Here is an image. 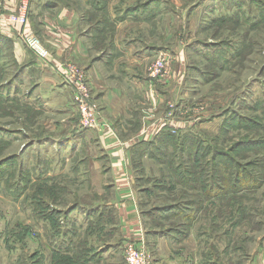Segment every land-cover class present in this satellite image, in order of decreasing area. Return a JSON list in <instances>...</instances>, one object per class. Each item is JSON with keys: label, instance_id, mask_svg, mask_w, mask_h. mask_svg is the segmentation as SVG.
<instances>
[{"label": "rangeland", "instance_id": "1", "mask_svg": "<svg viewBox=\"0 0 264 264\" xmlns=\"http://www.w3.org/2000/svg\"><path fill=\"white\" fill-rule=\"evenodd\" d=\"M54 1L33 0L31 16L43 2ZM88 1L95 6L111 2L112 15L119 17L155 20L136 26L137 38H152L164 47L153 61L165 47L171 55L174 50L183 55L186 74L176 97L204 124L201 130L176 134L185 140L180 149L165 138L133 152L148 232L145 244L153 263L182 264L175 256L184 255L191 258L188 264H201L216 242L220 264H258L264 250V0ZM14 28L17 32L10 36L0 26V264H58V251H67L62 228L74 217L81 216L80 222L87 217V200L70 201L65 194L70 185L61 172L82 158L88 161L90 154L78 142L60 143L58 110L38 97L50 92L49 85L41 88L28 80L15 46V39L23 40L19 27ZM24 44L21 50L33 52ZM173 60L178 66L179 58ZM35 61L37 69L58 71L39 58ZM78 124L83 132L80 120ZM194 142L201 144L198 149ZM77 146L83 149L69 163ZM212 161L222 162L217 171L223 191L217 200L199 185L215 173L209 174ZM198 202L205 212L188 238L190 216L197 214L192 204L200 210ZM165 207L169 210L161 211ZM204 231L206 239H199ZM214 235L212 243L209 236ZM125 249L120 244L103 253L96 250L94 257L97 264L120 259L127 264ZM85 260L75 264H87Z\"/></svg>", "mask_w": 264, "mask_h": 264}, {"label": "crops", "instance_id": "2", "mask_svg": "<svg viewBox=\"0 0 264 264\" xmlns=\"http://www.w3.org/2000/svg\"><path fill=\"white\" fill-rule=\"evenodd\" d=\"M16 1L0 0V16L16 12ZM43 3L38 7V15L35 13L32 17L30 13L31 22L26 28L40 37L58 65L70 63L82 69L108 124L83 132L78 130L79 110L73 98L74 88L64 72L48 71L43 67L37 69V56L34 52L27 54L21 50L19 47L24 42L15 39L18 57L29 74L28 80L41 88L42 84L49 85L50 92L38 97L47 106L58 110L60 143L78 142L91 155H88V161L84 158L75 161L69 170L65 165V171L61 172L67 176L70 185L69 191L65 190L70 201L87 200L83 205L87 206V217L83 222H80L81 216L74 217L73 223L61 231L65 239L62 248L67 250V255L75 261L86 259L87 264H97L96 250L103 253L104 248L113 249L129 241H146L148 232L140 208L138 173L133 158L136 147L141 142H156L164 134H185L192 128L201 130L204 124L190 114L191 106L176 97L183 88L186 74V61L181 53L170 49L171 55L167 50L169 47H165L164 54H161L168 63V76L164 79L150 76V63L158 55L155 52L163 46L151 37L147 41L145 37L138 39L139 28L136 26L144 27L141 25L155 21L153 18L141 21L133 15H112L111 2L107 5L101 3L103 6L97 8L87 0ZM0 26L7 35L14 36L17 32L7 23H0ZM174 56L179 58L178 66ZM64 132L71 138L64 137ZM82 146L75 147L68 158L69 163L83 149ZM59 151L66 153L64 149ZM196 227L197 224L188 238ZM201 237L206 239L205 231L199 239ZM209 239L212 242L216 236H209ZM175 258L176 263L182 259V264L191 262V258L184 255ZM121 263L120 259L115 264ZM200 263L220 264L216 242L213 251L208 257H202ZM258 264H264V250Z\"/></svg>", "mask_w": 264, "mask_h": 264}, {"label": "built area", "instance_id": "3", "mask_svg": "<svg viewBox=\"0 0 264 264\" xmlns=\"http://www.w3.org/2000/svg\"><path fill=\"white\" fill-rule=\"evenodd\" d=\"M33 0H20L17 11L0 16V23H7L10 26L19 27V35L24 43L32 50L37 58L49 66L64 72L66 80L74 88V102L80 112V127L84 129L99 128L108 126L104 117L95 104L91 89L88 86L84 72L76 65L70 63L53 64L52 56L36 33L29 31L26 27L29 22V13ZM149 73L152 78H164L169 74L168 63L164 57L155 59L150 67ZM127 264H154L152 255L149 252L145 241H129L126 244Z\"/></svg>", "mask_w": 264, "mask_h": 264}, {"label": "trees", "instance_id": "4", "mask_svg": "<svg viewBox=\"0 0 264 264\" xmlns=\"http://www.w3.org/2000/svg\"><path fill=\"white\" fill-rule=\"evenodd\" d=\"M100 5H101V7L103 6L101 3H99V5H97V6L94 5V7L97 8V7H100ZM30 13H31V11H30ZM30 13H29V16H30ZM180 137H181L180 135L177 136V135L164 134L160 138H158V140L160 139V142H161L165 138L167 140L168 139H171L169 141L170 142L169 146L170 145H172V146L175 145V146H177L180 149L181 147H183L184 142H185V140H182L181 141L179 139ZM173 138H176V139H173ZM197 138L199 139L198 136H197ZM158 140L156 142L155 141H152V142H141L136 148L138 149L139 147L145 146V145H148V146L150 145L151 146L152 144L158 143ZM198 145L200 146L201 144H198ZM198 145H197V149L199 147ZM137 153H139L138 150H137ZM134 164H136L135 157H134ZM210 165H211L210 166L211 167V170H210V173L209 174H213V172H215L216 174L214 173L212 176L211 175L207 176V178L204 180V182L201 180V183L199 185H200V187L207 188L206 195L209 196V198H211V199L214 198L215 200H217V199H219V196H220V194L223 191L222 190L223 189L222 188V183H221L222 182V179H221L222 177H221V175L217 171V168L219 169L218 166L219 165L222 166V162L220 161L219 163H216L215 161H212V162H210ZM208 187H209V190H208ZM197 201H203V200H201V198H199V200H197ZM199 203L200 202H198V204ZM196 204L197 203H193L192 204V208H194L193 211H195L197 214H195L194 216H190V220H191L190 222H191V224H190V229H189V232H188V236L190 235V233L192 231V228L195 226V224H198V222L202 219L203 212H205L200 207L201 206V203L198 205V208H197V209H200V210H196V208H195L196 207ZM168 210L169 209L168 208L166 209V207H165L161 211L167 212ZM62 260H65L66 261V264H75V260H74L73 257H71V256H69L67 254H63V253H61V252L58 251V264H59V262H63Z\"/></svg>", "mask_w": 264, "mask_h": 264}]
</instances>
